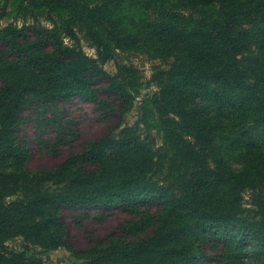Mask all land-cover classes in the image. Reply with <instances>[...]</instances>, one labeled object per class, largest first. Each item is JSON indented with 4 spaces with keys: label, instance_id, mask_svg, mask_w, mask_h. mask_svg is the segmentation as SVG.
<instances>
[{
    "label": "trees",
    "instance_id": "trees-1",
    "mask_svg": "<svg viewBox=\"0 0 264 264\" xmlns=\"http://www.w3.org/2000/svg\"><path fill=\"white\" fill-rule=\"evenodd\" d=\"M14 1L23 24L0 28V264H42L4 246L20 235L70 248L80 264H199L208 248L217 264H264V0ZM130 52L160 60L158 90L121 128L143 84ZM74 97L116 114L119 133L30 169L23 111L39 130L74 135L59 107ZM66 208L102 209L99 222L118 208L136 219L122 224L125 236L73 249Z\"/></svg>",
    "mask_w": 264,
    "mask_h": 264
},
{
    "label": "rangeland",
    "instance_id": "rangeland-1",
    "mask_svg": "<svg viewBox=\"0 0 264 264\" xmlns=\"http://www.w3.org/2000/svg\"><path fill=\"white\" fill-rule=\"evenodd\" d=\"M22 14L16 10V2L14 0H0V28H4L10 24L22 25L24 20ZM47 27H52L50 23L45 24ZM70 43L69 40H66ZM82 49L91 56L97 57V49L92 46L86 39L82 40ZM0 49H5L0 44ZM117 53L118 52H114ZM128 61H133L134 64L140 68L143 75V84L140 86L139 94H136L134 106L128 110L122 119V127H134L143 113V100L147 99L149 95L158 90L155 82V65H158L159 59H153L144 53L130 52ZM121 59H125L121 55ZM103 69L108 73L114 74L116 72V63L113 60H106L102 64ZM99 93L103 97H108L105 90L106 81L101 80L97 83ZM117 101L116 99H114ZM61 111V118L65 121H72L77 125V130L73 134H61L56 126L50 128L43 127L39 130L34 114L31 109L23 111L24 117L28 120L24 122L20 129V136L28 139L31 157L29 160V168L32 170L53 168L59 165L64 158L72 151L80 150L84 143L88 140H97L106 135L111 129L116 135L119 133L117 127L119 125V117L114 114L104 117L97 109L94 102L90 100H83L79 97H74L69 102L59 104ZM49 117L53 114L49 113ZM66 124V123H64ZM142 127L143 137L158 146L161 145L162 140L158 137L156 129L149 125L140 123ZM46 144L50 145L47 146ZM54 183L48 181L46 187L52 186ZM249 196H246L248 199ZM102 209H72L66 208L63 211V219L68 225L70 234V244L73 249L87 248L93 240L104 238L110 232H116L119 235L125 236L122 230V224L136 219L133 213L123 209H114L113 212H105L106 219L103 222L96 220L97 214ZM153 211H155L153 209ZM82 214V219H76ZM95 238V239H92ZM9 250L15 252L25 251L27 256H33L42 264H80L72 249L65 246L57 248H46L39 243L28 241L23 236H15L3 243ZM214 252L208 248L207 257L199 262V264H217L215 259L210 258Z\"/></svg>",
    "mask_w": 264,
    "mask_h": 264
}]
</instances>
